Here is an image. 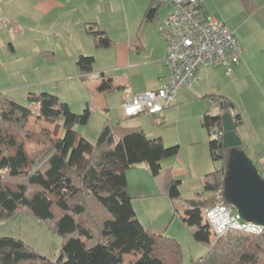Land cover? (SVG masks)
<instances>
[{
	"label": "trees",
	"instance_id": "1",
	"mask_svg": "<svg viewBox=\"0 0 264 264\" xmlns=\"http://www.w3.org/2000/svg\"><path fill=\"white\" fill-rule=\"evenodd\" d=\"M145 1L144 19L150 20L163 3ZM201 4L196 9L206 16ZM88 29L97 46L110 44L104 31L91 25ZM240 58L241 52L236 64ZM93 60L83 54L77 58L83 82L91 79L84 73L91 72ZM96 78L98 91L111 89L109 75L101 73ZM29 95V100L37 103V119L53 126L28 128L31 111L0 92V220L26 211L49 221L62 241L59 255L50 259L18 237L0 236V264H179L178 241L145 229L135 216L123 169L140 163L164 184L174 210L179 213L183 209L182 221L193 238L207 246L195 264H264V228L257 234L229 229L216 238L204 217L205 208L230 204L223 196L228 149L221 147V137L215 135L208 141L212 160L220 159L223 165L203 175L202 193L206 198L191 199L182 205L178 202L180 180L160 163L162 158L178 154V145L166 147L159 138H147L139 127L108 123L103 124L91 144L73 130L74 124L88 121V106L75 113L54 93ZM211 103L217 105L218 112H204L202 125L209 129L215 124L216 132L221 130L220 114L225 109L230 112L232 103L219 95L211 96ZM60 118L63 133L58 134ZM232 119L236 125L241 122L239 114ZM129 253L134 258L125 262Z\"/></svg>",
	"mask_w": 264,
	"mask_h": 264
},
{
	"label": "rangeland",
	"instance_id": "2",
	"mask_svg": "<svg viewBox=\"0 0 264 264\" xmlns=\"http://www.w3.org/2000/svg\"><path fill=\"white\" fill-rule=\"evenodd\" d=\"M221 2L228 3L229 0ZM164 10L167 11L165 7L162 8V11ZM19 21L21 20L18 18L4 20L0 16V92L31 111L27 127L35 130L42 126L51 127L52 124L44 119H37L38 106L29 100V93L38 94L42 91L54 93L75 113H81L88 106L90 110L88 121L84 124H74L73 130L94 144L104 123L114 125L115 121L123 116L119 107V93L106 94L105 99L109 105L105 112L99 110L97 94L88 91L83 85L71 79H66L68 82L46 79L49 73H45L49 71L47 68L50 62L44 57H51V54L42 50L31 52L30 28ZM17 26H20L22 31ZM88 36L92 39L90 43H93V35ZM236 38H239L240 48L243 50L245 47L239 67L232 68L229 74H225L224 69L218 67L210 79L197 78L195 84L203 83L199 85L202 92L190 95L186 100L175 99L174 104L162 111L160 124L150 115H141L143 117L140 125L143 126L145 133L150 135L147 137L161 139L166 147L172 145L179 147L178 154L164 157L160 163L162 168L170 169L173 176L180 180L178 202L182 205L191 199L206 198V194L202 193L204 173L223 165L220 159L213 162L208 152L207 140L216 135L215 129L211 128L208 131L200 123L201 114L211 107L213 95H219L232 103L230 109L232 117L235 114L241 116V122L236 125L237 134L242 141L241 149L264 179V37L254 34L253 30H247ZM81 44L86 43L84 41ZM93 48L96 49V46L93 45ZM83 55L91 56L93 53ZM58 56L63 60L70 59L63 50L58 51ZM71 65L70 63L69 66ZM55 70H58V65ZM64 72H67V68ZM106 92L109 90L103 93ZM212 109L210 112L214 111ZM58 124L57 133L61 134L62 118ZM125 176L135 216L142 226L151 232L178 241L181 250L179 264H195L206 252L207 246L193 238L182 221L183 209L179 210V213L174 210L164 184L152 177L143 163L127 168ZM0 236L18 237L39 255L50 259L57 258L62 241L49 221L38 219L22 210L0 220ZM132 258H134L132 253L127 254L125 262ZM262 261L264 263V257Z\"/></svg>",
	"mask_w": 264,
	"mask_h": 264
},
{
	"label": "crops",
	"instance_id": "3",
	"mask_svg": "<svg viewBox=\"0 0 264 264\" xmlns=\"http://www.w3.org/2000/svg\"><path fill=\"white\" fill-rule=\"evenodd\" d=\"M221 1L204 0L200 9L206 16L227 26L238 44L240 41L236 37L241 36L247 30H253L254 34L264 37V0H229L228 3ZM146 7L145 0H0V16L4 20L18 18L21 20L19 22L29 26L31 52L42 50L51 54V57H44L50 62L47 68L49 71L45 73H49L46 79L59 82H68L66 79L74 80L86 87L88 91L96 93L100 103L99 110L106 112L109 105L105 99L107 93H119L121 109V102L127 94L140 93L147 89L160 87L165 83L168 69L163 63L166 46L161 36V22L167 12L162 11V8L165 7L167 10L168 7L164 3L153 18L145 20ZM89 25L94 29L104 31L110 39V44L106 47L97 46L94 36L93 43H90L92 39L88 35H93V33L89 31ZM17 28L21 30L20 26ZM84 41L86 44H81ZM97 48L101 49L97 50ZM60 50L68 54L70 59L63 60L62 57H57ZM243 50L241 49L239 63L232 68L241 65ZM83 53H93L91 56L94 59L91 72L84 73L85 77L91 78L86 82L81 80L83 74L76 65L78 56ZM66 60L67 66L65 65ZM70 63L71 66H69ZM57 65L58 70H55ZM218 67L223 68L222 66L204 67L198 72L197 78L199 80L201 78L210 79ZM65 68L67 72H64ZM101 73L111 77L112 87L109 92L103 93L97 90L99 80L96 77ZM194 84L179 89L175 99L186 100L190 95L202 92L199 85L203 83L199 82L195 84L196 86ZM206 96L207 94L204 97ZM212 107L214 111L210 112ZM217 109V105L212 103L211 107L204 112L209 111L210 114H216ZM204 112L200 116L201 125ZM121 114L123 115L121 119H117L114 124L139 127L146 137L150 135L146 134L143 126L140 125L143 117L141 115L152 116L151 118L158 124L162 122L160 119L163 116L162 112L158 115L143 112L134 116H125L122 109ZM211 128L215 129V124L209 129ZM209 129L207 130L210 131ZM210 158L212 160L211 156ZM126 169H123L124 174Z\"/></svg>",
	"mask_w": 264,
	"mask_h": 264
},
{
	"label": "built area",
	"instance_id": "4",
	"mask_svg": "<svg viewBox=\"0 0 264 264\" xmlns=\"http://www.w3.org/2000/svg\"><path fill=\"white\" fill-rule=\"evenodd\" d=\"M167 12L161 22V36L166 54L163 63L168 69L165 83L140 93L127 94L121 109L125 116L146 112L153 115L172 105L179 89L189 87L196 73L205 66H223L229 74L241 48L232 32L223 23L200 15L196 6L204 0H161ZM222 136V130L215 132ZM204 217L217 236L229 229L260 233L264 226L244 220L231 204H216L204 209Z\"/></svg>",
	"mask_w": 264,
	"mask_h": 264
},
{
	"label": "water",
	"instance_id": "5",
	"mask_svg": "<svg viewBox=\"0 0 264 264\" xmlns=\"http://www.w3.org/2000/svg\"><path fill=\"white\" fill-rule=\"evenodd\" d=\"M220 145L228 149L223 196L244 220L264 226V179L240 148L242 141L228 110L220 114Z\"/></svg>",
	"mask_w": 264,
	"mask_h": 264
}]
</instances>
